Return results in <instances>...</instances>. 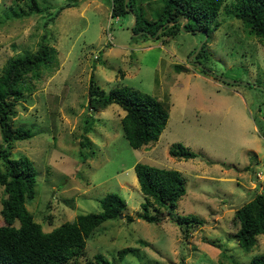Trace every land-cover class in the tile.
<instances>
[{
    "label": "rangeland",
    "instance_id": "obj_1",
    "mask_svg": "<svg viewBox=\"0 0 264 264\" xmlns=\"http://www.w3.org/2000/svg\"><path fill=\"white\" fill-rule=\"evenodd\" d=\"M235 1L223 2L209 36L180 25L174 35L160 30L151 37L130 31V10L112 15L111 0H39L49 5L42 13H25L21 1L0 0V72L9 57L35 50L43 40L57 49L52 69L40 78L25 76L33 87L23 89L11 119L33 133L9 144L11 157L29 156L37 171L27 208L50 230L78 213L101 210L107 192L125 200L118 217L86 238L84 253L63 264H83L96 252L113 264L245 263L264 253V234L249 250L235 236L236 208L264 192V44L234 16ZM132 3L148 21L163 7L162 0ZM201 43L200 56H191ZM200 64L235 82L201 71ZM91 78L106 92L128 85L168 100L169 117L158 139L132 147L119 104L88 106ZM175 142L197 155L172 156L168 149ZM137 161L178 169L186 191L174 212L193 213L202 224H179L154 202L149 208L161 220L139 217L145 195ZM2 192L0 185V208ZM124 246L132 249L120 259L117 250Z\"/></svg>",
    "mask_w": 264,
    "mask_h": 264
},
{
    "label": "trees",
    "instance_id": "obj_2",
    "mask_svg": "<svg viewBox=\"0 0 264 264\" xmlns=\"http://www.w3.org/2000/svg\"><path fill=\"white\" fill-rule=\"evenodd\" d=\"M24 2L25 13H42L49 8L39 0H16ZM225 0H162L163 7L153 21H148L140 10L133 7V0H111V13L124 16L132 9L136 23L132 32L143 31L155 34L159 26L167 21L160 35H174L183 24V29L192 32L200 30L208 36L216 29L215 18ZM74 4L68 2L66 5ZM64 5V6H66ZM64 6H60L59 9ZM234 16L241 19L264 44V0H236L233 2ZM58 9V10H59ZM55 14H58V11ZM183 19V20H181ZM47 24V21L45 22ZM206 42V41H205ZM204 42V44H205ZM204 44L195 55L200 56ZM57 49L54 45L41 41L35 50H26L9 57L0 72V185L2 186L0 214V264H63L85 251L86 238L105 220L118 217L125 206V200L116 192H107L100 198L101 210L78 213L73 219L66 220L50 230H44L40 222L34 219L27 208L26 201L35 195L37 171L31 158L27 155L11 157L9 144L13 140L32 136V130L23 125H13L12 116L15 105L23 89H32L33 85L25 76L40 78L44 70L52 69L57 64ZM179 67V66H177ZM201 71H205L203 68ZM227 82V81H226ZM119 104L125 111L121 116L123 133L129 144L141 147L156 141L164 129L169 117V102L151 93L141 91L128 85L111 87L104 91L91 78L88 87V106L94 110L105 109L110 103ZM83 146L84 142H80ZM168 152L178 158H192L195 151L181 142L173 143ZM134 170L145 195L141 202L139 217L149 222H159L162 216L152 212L154 208H167L173 221L181 223L202 224L203 219L193 213L174 212L177 200L185 193V179L176 168H166L137 161ZM153 208V209H154ZM154 209V210H155ZM128 220L133 217L124 214ZM235 221L239 227L235 232L238 243L249 250L257 242V236L264 234V192L255 193L248 201L235 210ZM17 222V224H16ZM124 246L117 250L118 258L131 250ZM225 254V249L222 250ZM83 264H113L102 252H96ZM219 264H225L219 261ZM231 264H264V253L254 254L248 262L240 263L232 259Z\"/></svg>",
    "mask_w": 264,
    "mask_h": 264
},
{
    "label": "water",
    "instance_id": "obj_3",
    "mask_svg": "<svg viewBox=\"0 0 264 264\" xmlns=\"http://www.w3.org/2000/svg\"><path fill=\"white\" fill-rule=\"evenodd\" d=\"M127 2H128V0H124V4L125 5H127ZM130 11H131V13L133 14V21H132V24H131V26H130V31L132 32V29H133V26L135 25V23H136V15H135V12L132 10V9H130ZM182 20V19H181ZM186 20V19H185ZM185 20H183V22L181 23V28H183V24H184V22H185ZM167 23H173V21H167V22H165V23H163L161 26H159V28L157 29V31L155 32V34L154 35H152L151 37H155L158 33H159V31L163 28V26L165 25V24H167ZM142 31H138V32H135V33H141ZM150 35V34H149ZM202 47V43L201 44H199V47H198V49H196V51L191 55V56H195L196 54H197V52L200 50V48ZM199 63V62H198ZM200 67H202L205 71H207L208 73H211L213 76H217V77H219V78H221L222 80H224V81H227V82H230V83H234L235 82V80H230V79H227V78H225V77H223V76H221V75H218V74H216L213 70H211L210 68H207V67H205V66H203V65H201L200 64ZM247 83V82H246ZM257 85V84H256ZM263 108H264V104H263Z\"/></svg>",
    "mask_w": 264,
    "mask_h": 264
},
{
    "label": "flooded vegetation",
    "instance_id": "obj_4",
    "mask_svg": "<svg viewBox=\"0 0 264 264\" xmlns=\"http://www.w3.org/2000/svg\"><path fill=\"white\" fill-rule=\"evenodd\" d=\"M143 31H144V30H143ZM143 31H142V32H143Z\"/></svg>",
    "mask_w": 264,
    "mask_h": 264
}]
</instances>
